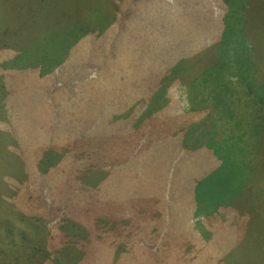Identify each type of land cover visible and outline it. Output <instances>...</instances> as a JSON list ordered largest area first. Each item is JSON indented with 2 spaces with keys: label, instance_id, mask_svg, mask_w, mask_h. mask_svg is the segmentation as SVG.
I'll return each mask as SVG.
<instances>
[{
  "label": "rangeland",
  "instance_id": "rangeland-1",
  "mask_svg": "<svg viewBox=\"0 0 264 264\" xmlns=\"http://www.w3.org/2000/svg\"><path fill=\"white\" fill-rule=\"evenodd\" d=\"M53 197L128 206L117 264H264V0H0V264H50Z\"/></svg>",
  "mask_w": 264,
  "mask_h": 264
},
{
  "label": "trees",
  "instance_id": "trees-1",
  "mask_svg": "<svg viewBox=\"0 0 264 264\" xmlns=\"http://www.w3.org/2000/svg\"><path fill=\"white\" fill-rule=\"evenodd\" d=\"M243 10V9H241ZM241 10H234L232 14H234V20L237 21V23L241 22V15L239 11ZM239 13V16H238ZM168 157V163L175 161L177 162V166H179V163L186 162L183 159H179L176 155L173 156L172 154H167ZM172 159V160H171ZM149 164V163H148ZM175 166V167H177ZM149 167V166H146ZM157 168V169H156ZM152 170V166H151ZM154 170H158V167H155ZM152 175L154 173L151 171ZM141 176H134V181L140 186L142 182ZM96 178L93 179V182L96 183ZM124 192V191H123ZM56 198H52L50 200V208L52 211L48 210L49 216H51V213L53 214V230L56 231L58 244L57 246L52 247V254L50 253V248L46 252V255H48V259L50 261V264H75L77 262H82L83 264H117V260L119 259V256L116 254L113 245L116 244L118 240H123V238L120 236L123 232H125L129 227L126 223V220L124 219V213L127 211L128 206H126L124 203L121 205V210L119 213H117L111 220L110 223L103 224L99 222L95 216H85L80 215L78 217H75L71 213L72 206L70 204H66L68 207L66 208L64 203L62 205L58 204L56 201ZM59 201V200H58ZM96 211V210H94ZM44 213L41 211L36 215V219L39 217H42ZM58 216V217H57ZM84 219L90 224V228L92 229L94 226V233H99V236L96 237L97 245L96 246H88L83 247L85 244V240L82 238L81 232L84 231L86 235L89 233V229L84 225ZM137 218L135 221H137V232L140 233L141 230H145L141 228L140 222ZM194 229L192 227H186L184 231H182V239L184 241L180 240V243L182 245H175L178 248L182 249H190L192 248V232ZM128 232V231H127ZM143 237H140L138 239H142ZM114 241V243H113ZM141 245H144L143 243H140ZM106 246H108V249H106ZM150 247V246H149ZM235 247V245H233ZM55 248V249H53ZM232 249V248H231ZM114 253V254H113ZM136 253V257L141 259L144 254L139 253L138 251L134 250V254ZM133 254V255H134ZM230 257L235 258L236 255L229 252ZM47 259V260H48ZM237 260V258H236ZM52 261V263H51ZM256 259L251 260L248 262V264H256ZM259 263V262H258Z\"/></svg>",
  "mask_w": 264,
  "mask_h": 264
},
{
  "label": "bare ground",
  "instance_id": "bare-ground-1",
  "mask_svg": "<svg viewBox=\"0 0 264 264\" xmlns=\"http://www.w3.org/2000/svg\"><path fill=\"white\" fill-rule=\"evenodd\" d=\"M174 50V49H173Z\"/></svg>",
  "mask_w": 264,
  "mask_h": 264
}]
</instances>
